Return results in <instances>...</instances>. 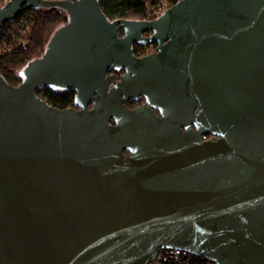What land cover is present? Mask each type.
Instances as JSON below:
<instances>
[{
    "label": "water",
    "instance_id": "water-1",
    "mask_svg": "<svg viewBox=\"0 0 264 264\" xmlns=\"http://www.w3.org/2000/svg\"><path fill=\"white\" fill-rule=\"evenodd\" d=\"M24 7L67 22L20 84L0 75V264H146L170 248L264 264V0L113 21L98 0H8L0 33ZM135 42L158 47L137 58ZM111 69L126 72L112 89Z\"/></svg>",
    "mask_w": 264,
    "mask_h": 264
},
{
    "label": "trees",
    "instance_id": "trees-1",
    "mask_svg": "<svg viewBox=\"0 0 264 264\" xmlns=\"http://www.w3.org/2000/svg\"><path fill=\"white\" fill-rule=\"evenodd\" d=\"M8 0H0L2 7ZM110 20H151L166 5L180 0H98ZM67 22V15L59 8L32 9L24 7L18 17L5 24L0 33V75L12 86L21 82L19 72L46 49L49 34ZM38 95L52 107L66 109L73 103L72 91L54 92L44 88Z\"/></svg>",
    "mask_w": 264,
    "mask_h": 264
},
{
    "label": "flooded vegetation",
    "instance_id": "flooded-vegetation-1",
    "mask_svg": "<svg viewBox=\"0 0 264 264\" xmlns=\"http://www.w3.org/2000/svg\"><path fill=\"white\" fill-rule=\"evenodd\" d=\"M151 20H153V19H151ZM150 35H151V33H146L143 36L148 37ZM120 37H124V30L120 31ZM157 47H158V44H155V43L142 45V44L135 42V43H133V53L137 58H142V57H145V56H148V55L154 53L157 50ZM125 73L126 72L122 71V70L111 69L108 71V73H107L108 76L114 78L113 82L110 84V89L116 87L117 83H119L121 81V79L125 75ZM72 98H73V103L71 104V106L67 107L66 109L69 108V109H74V110L79 111L81 109V107L77 106V104H76V93H75V91H72ZM144 105H146V99L144 97H141L138 100H129L125 104V106L129 110H135V109L140 108ZM88 108L90 109L91 105H89ZM153 112L155 115L160 116V113L157 110L153 109ZM111 124L114 125V122L112 121ZM211 138H212L211 136H203L202 140L208 141ZM124 155L128 157L130 154H129V152L125 151Z\"/></svg>",
    "mask_w": 264,
    "mask_h": 264
},
{
    "label": "built area",
    "instance_id": "built-area-1",
    "mask_svg": "<svg viewBox=\"0 0 264 264\" xmlns=\"http://www.w3.org/2000/svg\"><path fill=\"white\" fill-rule=\"evenodd\" d=\"M168 7L163 5V8L158 13L161 16ZM146 264H216L215 262L192 254L183 249H162Z\"/></svg>",
    "mask_w": 264,
    "mask_h": 264
},
{
    "label": "rangeland",
    "instance_id": "rangeland-1",
    "mask_svg": "<svg viewBox=\"0 0 264 264\" xmlns=\"http://www.w3.org/2000/svg\"><path fill=\"white\" fill-rule=\"evenodd\" d=\"M53 32H54V30L49 34L48 39L51 37V35L53 34Z\"/></svg>",
    "mask_w": 264,
    "mask_h": 264
}]
</instances>
